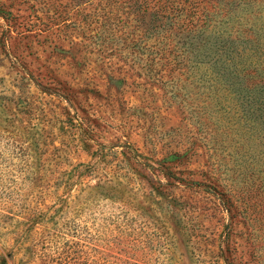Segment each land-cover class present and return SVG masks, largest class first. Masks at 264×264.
Returning <instances> with one entry per match:
<instances>
[{
  "label": "rangeland",
  "instance_id": "1",
  "mask_svg": "<svg viewBox=\"0 0 264 264\" xmlns=\"http://www.w3.org/2000/svg\"><path fill=\"white\" fill-rule=\"evenodd\" d=\"M31 23L12 32L0 17V254L31 220L40 230L21 235L9 264L33 244L43 252V238L54 258L72 245L67 264H264V205L228 225L209 179L170 184L155 169L148 110L128 109L144 105L134 85L117 100L105 82V71L116 77V55L101 69L88 40L71 46L70 30ZM222 155L191 162L190 178L220 174L245 204L252 170ZM247 194L264 204L259 189Z\"/></svg>",
  "mask_w": 264,
  "mask_h": 264
},
{
  "label": "trees",
  "instance_id": "2",
  "mask_svg": "<svg viewBox=\"0 0 264 264\" xmlns=\"http://www.w3.org/2000/svg\"><path fill=\"white\" fill-rule=\"evenodd\" d=\"M0 17L12 32L24 23L28 32L32 20L47 30H70L69 44L88 40L100 54L101 69L111 68L116 55V77L105 71V82L116 86L117 100L134 85L132 93L144 105L128 109L150 114L144 124L161 154L154 160L158 173L170 184L189 187H208L203 177L209 179L228 225L262 209L263 198L252 202L247 193H264V0H0ZM70 60L83 66L75 56ZM213 152L252 170L245 204L228 184L218 183L220 174L206 170L199 181L190 178L188 165ZM30 223L35 225L24 232L39 234L37 223ZM24 232L12 250L0 254V264L23 250ZM42 242L43 252L33 244L16 264H67L72 245L54 258ZM225 253L237 250L224 248Z\"/></svg>",
  "mask_w": 264,
  "mask_h": 264
}]
</instances>
